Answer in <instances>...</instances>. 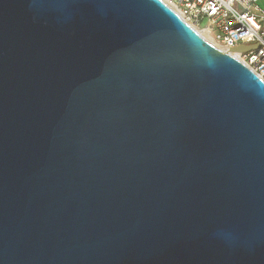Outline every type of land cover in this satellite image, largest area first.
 <instances>
[{
    "label": "water",
    "instance_id": "water-1",
    "mask_svg": "<svg viewBox=\"0 0 264 264\" xmlns=\"http://www.w3.org/2000/svg\"><path fill=\"white\" fill-rule=\"evenodd\" d=\"M163 0H0V264H264V81Z\"/></svg>",
    "mask_w": 264,
    "mask_h": 264
},
{
    "label": "built area",
    "instance_id": "built-area-1",
    "mask_svg": "<svg viewBox=\"0 0 264 264\" xmlns=\"http://www.w3.org/2000/svg\"><path fill=\"white\" fill-rule=\"evenodd\" d=\"M210 44L227 51L259 42L232 54L264 81V9L258 0H163Z\"/></svg>",
    "mask_w": 264,
    "mask_h": 264
},
{
    "label": "crops",
    "instance_id": "crops-1",
    "mask_svg": "<svg viewBox=\"0 0 264 264\" xmlns=\"http://www.w3.org/2000/svg\"><path fill=\"white\" fill-rule=\"evenodd\" d=\"M258 3L260 5V7H262L264 9V0H258ZM264 23V21H263ZM263 30H264V25H263Z\"/></svg>",
    "mask_w": 264,
    "mask_h": 264
},
{
    "label": "bare ground",
    "instance_id": "bare-ground-1",
    "mask_svg": "<svg viewBox=\"0 0 264 264\" xmlns=\"http://www.w3.org/2000/svg\"><path fill=\"white\" fill-rule=\"evenodd\" d=\"M204 38L208 39L203 33L199 32Z\"/></svg>",
    "mask_w": 264,
    "mask_h": 264
},
{
    "label": "rangeland",
    "instance_id": "rangeland-1",
    "mask_svg": "<svg viewBox=\"0 0 264 264\" xmlns=\"http://www.w3.org/2000/svg\"><path fill=\"white\" fill-rule=\"evenodd\" d=\"M263 25H264V23H263Z\"/></svg>",
    "mask_w": 264,
    "mask_h": 264
}]
</instances>
